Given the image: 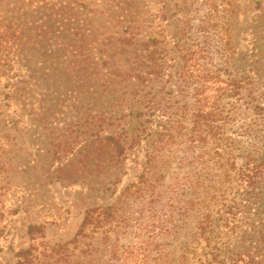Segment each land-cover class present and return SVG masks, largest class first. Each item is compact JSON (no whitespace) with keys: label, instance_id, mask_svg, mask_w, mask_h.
I'll return each instance as SVG.
<instances>
[{"label":"rangeland","instance_id":"374dc122","mask_svg":"<svg viewBox=\"0 0 264 264\" xmlns=\"http://www.w3.org/2000/svg\"><path fill=\"white\" fill-rule=\"evenodd\" d=\"M0 33V264H264V0H0ZM202 71L212 132L190 147ZM116 200L120 223L82 227Z\"/></svg>","mask_w":264,"mask_h":264},{"label":"trees","instance_id":"16d2710c","mask_svg":"<svg viewBox=\"0 0 264 264\" xmlns=\"http://www.w3.org/2000/svg\"><path fill=\"white\" fill-rule=\"evenodd\" d=\"M183 31L182 33H177V35L175 36V41L179 43V44L177 43L176 45L181 54L180 56L181 68L180 69H181V76L184 81V79H187L193 75V70H191L188 63L192 62L195 68H198V67H197L196 59H194V57L192 56L193 51L191 50L190 45H189L190 41H188L187 37L185 36V32ZM0 36H1V33H0ZM207 74L208 72L202 71L198 73V77H196L198 85L194 89L195 101L192 103L193 112L190 114V117H189L190 127L188 128V139H187L190 147L192 144L196 142L204 141L206 136L212 132L211 125L209 124V121L207 119L208 114H205L203 112L205 108V104H206L204 103L206 97L203 95L204 90H205V87H204L205 80H203V78H205ZM232 87L233 88L236 87L235 82L232 84ZM174 108H176L180 113L176 114L175 117L170 118L166 122V124L162 127V131L164 132L161 133L160 141L162 142L163 146L176 143L177 140L175 139V137L181 135V130L183 128H187L184 125V121L187 120V117L185 115L182 118V116H183V113L188 110V106L183 104V105H179L178 107L176 105L174 106ZM105 142L108 146H110L114 150L117 157L124 158V154H123L124 147L120 143V136H112V135L106 136ZM151 155L152 154H150V156ZM147 162H149L147 163V165L149 164V170H150V167L154 169V173L151 176V178L153 179L155 184L160 182L162 175L161 173L157 171L158 167L155 164L151 163L150 157L147 158ZM254 171L255 173L259 171V167H255ZM143 183L145 184V190L151 191V188L154 187L153 183H151V181L148 180L147 178H143ZM134 187L136 191H140L141 189L139 186H134ZM127 191H129V187H125L123 189V191L121 192V196L124 195ZM151 192L153 194L154 191H151ZM158 200H159L158 198L153 197L150 203H156ZM122 216L123 214L119 212V206L116 200L110 205L95 207V208H92L86 211L83 217L82 227L92 222L101 223L102 221H106V222L120 223ZM127 218L128 217H126L125 220H127ZM35 228L36 227L34 226H31L28 228L27 232L29 236H32V230ZM30 251H31L30 249H26V250H21L17 252L18 259L15 262V264H30L31 262ZM148 256H149L148 253H145L144 258H143L144 260H142L141 262L145 263V261H148ZM164 256H166V254L161 253L158 259L160 261L163 260L164 264H173L171 261L172 259L165 260ZM172 258L173 260L175 259L174 257ZM180 258L182 260H186L183 255ZM238 259L239 258H236L235 260H233V264H238ZM249 261H250V264H256L258 260H254V257L252 256L250 257Z\"/></svg>","mask_w":264,"mask_h":264}]
</instances>
